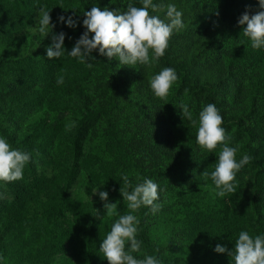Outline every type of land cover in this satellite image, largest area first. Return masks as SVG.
<instances>
[{
	"label": "trees",
	"instance_id": "16d2710c",
	"mask_svg": "<svg viewBox=\"0 0 264 264\" xmlns=\"http://www.w3.org/2000/svg\"><path fill=\"white\" fill-rule=\"evenodd\" d=\"M128 1L141 6L139 0ZM119 2L0 0V135L13 148L31 154L21 179L0 182L3 264H107L99 253V245L117 217L106 213L98 195L87 201L71 192L86 170L91 186L107 191L108 203H117L118 214L128 211L119 195L122 173L129 175L133 185L145 177L156 180L162 195L165 190L168 192L165 199L175 200L170 207L179 210L181 222L171 239L177 247L168 250L156 245L147 232L146 220L150 216L154 219L158 212L153 214L142 207L135 213L140 221L137 239L142 241L140 251L133 253L137 258L147 253L158 256L161 264H169L179 261L176 257L179 253L183 258L180 264H231L228 251L239 231L246 230L250 235L264 233V164L250 160L239 170L250 173L249 180L237 177L233 193L214 198L205 186L210 180L202 173L212 170L219 146L212 152L198 148L194 140L196 127L181 115L177 101L167 106L172 110L171 117L166 119L161 115L162 151L143 155L144 159L137 162L136 151L141 143L151 145L155 141L150 138L135 145L122 134L115 117L116 87L111 84L118 77L115 58L110 61L93 51L95 61L86 67L67 55L45 57L52 34L65 33L63 46L67 52L83 32L80 24L83 11L92 6L121 10ZM191 2L199 11H211L213 21L209 25L214 27L215 37L211 43L216 45L218 54L225 50L221 56L226 58L227 66L247 75L249 96L263 87L254 107L264 123V50L252 49L242 35L244 26L237 24L245 11L251 16L260 10L258 0ZM41 8L50 9V23L54 25L52 33L43 38L31 28ZM149 12L156 15L151 9ZM61 16L65 19L71 16L76 27H66L58 20ZM222 36L227 41H222ZM21 47H26L28 53L21 52ZM227 54L230 55L226 57ZM154 65L174 68L179 90L186 88L181 93L189 99L202 97L201 108L207 103L217 106L230 146L254 129L250 123L236 118L231 121L232 118L223 115L225 101L218 89L219 82L216 85L200 82L185 62L175 58L171 37L164 55ZM60 76L63 83L57 85L55 81ZM93 77L100 79L103 89L97 101L86 96L87 85ZM191 105L188 103V108ZM191 113L193 118L198 115L195 111ZM101 124V148L96 152L84 150L91 129ZM170 149L175 150L168 154L166 150ZM248 155L252 158L255 149L250 147ZM165 156L167 160L161 162ZM239 158L237 155L236 159ZM180 160L183 163L178 164ZM175 167L181 178L178 186L169 184L166 174ZM217 244L223 245L226 251L216 253L213 249Z\"/></svg>",
	"mask_w": 264,
	"mask_h": 264
},
{
	"label": "clouds",
	"instance_id": "9594fccd",
	"mask_svg": "<svg viewBox=\"0 0 264 264\" xmlns=\"http://www.w3.org/2000/svg\"><path fill=\"white\" fill-rule=\"evenodd\" d=\"M139 7L129 4L126 9L118 11L108 7L92 6L83 11L80 22L82 34L67 52L63 46L65 33H54L50 37V44L45 48L47 59L60 58L67 55L86 67H91L95 61L92 52L112 61L118 60L121 65L155 64L164 55L171 35L184 28L182 12L174 3H168L164 17L150 14L155 12L158 5L153 0H139ZM260 10L249 16L245 11L237 20L238 25L244 26L243 37L247 38L252 49L264 50V0H258ZM50 9L41 8L36 17L33 32L41 37L52 33L54 25L50 23ZM66 27L75 28L76 21L71 16L58 18ZM151 51V58L149 52ZM177 73L172 67H163L155 73L149 81V89L155 98L163 99L177 80ZM56 84L63 83V77L56 79ZM181 115L191 125L196 127L195 144L199 149L212 152L219 146L215 163L211 171H204L203 176L210 180L205 185L214 198L225 197L235 191V176L247 165L251 157L242 153L236 159L237 147L230 146L226 130L222 126L223 117L214 103L204 105L196 118L192 117L188 105L181 103ZM31 161V154L20 148H13L5 136L0 135V182L19 180L23 176L25 166ZM122 186L119 195L128 209L125 214H118L117 203H108V192L93 189L92 194L98 195L103 203V209L108 215L117 217L111 224L110 230L102 238L99 253L107 264H161L158 256L143 254L137 258L133 253L141 249L142 241L137 239L140 223L135 214L142 207L155 214L161 205L159 201V185L151 178H143L134 185L129 175L122 173ZM87 199L89 196L87 195ZM216 253H224L225 247L217 244ZM228 255L231 264H264V233L250 235L241 230L236 236ZM0 264H3L0 258Z\"/></svg>",
	"mask_w": 264,
	"mask_h": 264
},
{
	"label": "rangeland",
	"instance_id": "374dc122",
	"mask_svg": "<svg viewBox=\"0 0 264 264\" xmlns=\"http://www.w3.org/2000/svg\"><path fill=\"white\" fill-rule=\"evenodd\" d=\"M191 1L153 0L158 5L154 13L162 19L165 18L164 12L166 11L168 3H174L177 9L182 12L184 28L175 31L171 35L172 51L175 58L185 62L200 82L208 85H216L219 82L218 89L221 90L223 94L222 99L225 101L222 110L223 115L227 118H232L231 121L236 118L243 123H250L254 127L249 135L238 139L236 143L232 142L231 146H236L238 149L236 157L242 153L248 154L251 147L255 149V155L250 160L262 165L264 164V123L260 118L258 109L254 105L258 101L259 89L263 87H258L249 96L250 87L248 86L247 75L237 71L235 68L227 66L226 58L224 59L221 56L225 54V50L223 49L220 55L216 51V45L211 43L215 39L212 35L214 27L209 25L213 21L211 11L209 9L206 12L199 11L192 5ZM128 5V0H120L118 8L122 7V9H118V11L126 9ZM206 39H208V42ZM221 40L227 41L224 36L221 37ZM20 51L28 53L26 47H21ZM31 52H33V48ZM230 54H227L226 57ZM149 56L151 58V51L149 52ZM114 63L118 77L112 80L111 84L116 87L115 94L117 101L115 117L123 132L122 134L125 136V139H130L135 145L140 144L141 140H148L150 138H153L155 141L151 145L141 143V146L136 151L137 156L135 160L137 162L142 161L144 159L143 155L162 151L164 137L160 124L161 115L166 119L172 116V110L168 109L167 106H172L176 101L186 105L191 103L193 105L189 107L190 112L195 111L198 114L203 99L202 97H195V99L186 98L185 93H181L186 92V88L179 90L178 80L169 89L166 97L163 99L155 98L148 84L152 76L161 70L160 67L152 63L148 65H121L116 59H114ZM102 94L103 89L100 86V79L93 77L87 85L86 96L88 99L94 97L95 101H97ZM62 118H68V116L62 115ZM71 126L69 124L68 129H71ZM102 132V124L93 127L90 131L88 141L83 145V149L93 152L98 151L102 146L100 138ZM172 145L176 146V142L173 140ZM173 150L175 149L166 151L169 154ZM167 158L168 156H165L161 162L166 161ZM43 160L48 161L46 157ZM180 163H183V161L180 160L178 164ZM176 171H178V167L166 172L168 183L174 186H178L181 179L179 173ZM87 174V170L80 174L71 192L75 197H80L88 201L94 199L97 195L92 194L93 189L96 187L91 186ZM237 177L245 178L248 181L250 173L238 171L235 179ZM154 181L157 182L156 180ZM262 183L264 185V179ZM158 185L160 197L162 191L159 183ZM246 187L247 190H251L247 184ZM99 191V188H97V192ZM167 193L165 190L162 195L161 201L163 204L155 218L153 219V216L148 217L146 225L147 232L156 245L161 249L167 248L171 250L177 247L171 239V235L175 232L176 228H180L181 216L179 210L170 207L175 200L165 199L164 196ZM262 194H264V190H262ZM87 195L89 199H87ZM168 253H171V251H168ZM176 257L179 261L169 264H180V261H183L179 253L176 254Z\"/></svg>",
	"mask_w": 264,
	"mask_h": 264
}]
</instances>
